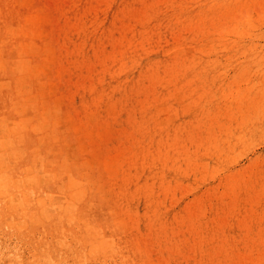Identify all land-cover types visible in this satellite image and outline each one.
Returning <instances> with one entry per match:
<instances>
[{
  "label": "rangeland",
  "instance_id": "374dc122",
  "mask_svg": "<svg viewBox=\"0 0 264 264\" xmlns=\"http://www.w3.org/2000/svg\"><path fill=\"white\" fill-rule=\"evenodd\" d=\"M18 2L16 8L44 13L34 27L43 37L51 94L71 125L66 143L92 172L102 171L121 216L133 219V232L157 264H191L190 242L210 228L223 224L230 227L225 240L242 241L247 233L239 225H264V0H215V68L205 69L197 61L207 56L198 51L178 59L197 67H162L173 45H191L198 36L186 20L178 22L186 16L176 8L180 0ZM247 14L250 23L235 33L234 17ZM143 35L148 40L140 43ZM239 40L257 52L225 47ZM240 112L244 127L261 128L229 142L227 129ZM149 150L150 170L143 163ZM235 175L245 182L231 189ZM141 184L152 189L149 211ZM17 238L0 234L2 244L26 255Z\"/></svg>",
  "mask_w": 264,
  "mask_h": 264
},
{
  "label": "bare ground",
  "instance_id": "6f19581e",
  "mask_svg": "<svg viewBox=\"0 0 264 264\" xmlns=\"http://www.w3.org/2000/svg\"><path fill=\"white\" fill-rule=\"evenodd\" d=\"M17 3L0 0V234L18 237L16 240L26 245L27 254L0 241V264H157L133 232V219L121 216L102 171L92 172L88 159L85 162L72 154L73 148L66 140L71 125L57 104L58 98L51 94L43 37L34 27L35 20L44 13L28 6L27 11L21 10L16 8ZM177 6L186 14L178 22L186 20L198 36L193 45L177 37L180 47L173 45L171 62L162 67H197L195 63L181 64L178 59L198 51L207 58H200L197 64L203 69L215 68V0H180ZM234 18L235 33L241 34L244 30L240 26L250 23L252 16ZM259 18L264 19V14ZM146 40L148 37L143 35L140 43ZM225 47L234 52H257L241 40L226 43ZM244 119L242 112L235 117V125L227 129V141L238 142L261 128L254 122L244 127ZM151 161L149 150L143 161L148 170ZM244 182V176L235 175L228 183L233 189ZM143 186L139 189L150 199L149 211L152 189ZM238 228L247 233L245 240H225L230 227L223 224L192 240L195 255L191 264H218L223 260L264 264V225ZM209 231L215 235L209 236ZM237 246H242L243 252L237 251Z\"/></svg>",
  "mask_w": 264,
  "mask_h": 264
}]
</instances>
